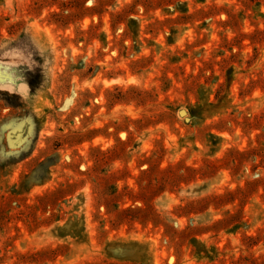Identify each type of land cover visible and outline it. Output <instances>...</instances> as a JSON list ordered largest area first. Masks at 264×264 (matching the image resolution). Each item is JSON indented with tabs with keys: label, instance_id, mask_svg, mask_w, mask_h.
<instances>
[{
	"label": "rangeland",
	"instance_id": "374dc122",
	"mask_svg": "<svg viewBox=\"0 0 264 264\" xmlns=\"http://www.w3.org/2000/svg\"><path fill=\"white\" fill-rule=\"evenodd\" d=\"M0 264H264V0H0Z\"/></svg>",
	"mask_w": 264,
	"mask_h": 264
},
{
	"label": "crops",
	"instance_id": "0c3cea01",
	"mask_svg": "<svg viewBox=\"0 0 264 264\" xmlns=\"http://www.w3.org/2000/svg\"><path fill=\"white\" fill-rule=\"evenodd\" d=\"M24 89H25V87H24ZM24 89H23V90H24ZM20 93H21V92H20Z\"/></svg>",
	"mask_w": 264,
	"mask_h": 264
}]
</instances>
